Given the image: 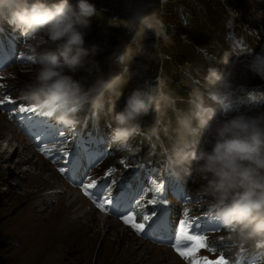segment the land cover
Here are the masks:
<instances>
[{"label": "clouds", "instance_id": "9594fccd", "mask_svg": "<svg viewBox=\"0 0 264 264\" xmlns=\"http://www.w3.org/2000/svg\"><path fill=\"white\" fill-rule=\"evenodd\" d=\"M155 7L156 0H120L108 10L124 18L126 32L101 29L89 40L92 0H0V24L21 37L22 54L37 65L21 99L69 129L85 108L97 117L107 113L114 122L109 142L130 154L138 150L130 141L151 117L148 132L170 138L166 166L200 177L198 191L227 230L226 239L264 245V107L234 102L238 76L264 81V46L249 50L238 70L239 55L224 52L219 62L225 70L209 67L202 85L187 83V107L179 108L166 80L147 75L153 37L168 40ZM108 49L105 74L97 57ZM129 77L136 83L121 100Z\"/></svg>", "mask_w": 264, "mask_h": 264}, {"label": "trees", "instance_id": "16d2710c", "mask_svg": "<svg viewBox=\"0 0 264 264\" xmlns=\"http://www.w3.org/2000/svg\"><path fill=\"white\" fill-rule=\"evenodd\" d=\"M92 2L96 4V13L90 18L89 40H95L101 29H108L113 34L121 35L126 32L124 18L108 10L120 0ZM155 11L163 23L168 40L153 37L155 47L148 50L144 60L149 65L147 75L166 80L168 88L180 98L177 101L179 108L187 107V83L198 80L202 85L209 67H216L221 72L225 70V65L219 62L224 52H230L233 57L242 56L236 66L238 70L246 62L245 57L249 50L259 52L264 46V0H156ZM127 38L132 40L131 36ZM17 40H21V43L18 44ZM111 43L112 45L117 43L115 35ZM22 46L21 37L6 24H0V47H3L4 52L13 54L14 59L23 55ZM132 46L136 48L135 43ZM110 51L111 49H108L97 57L105 74L109 71V65L104 61V57ZM132 67L134 65H130V69ZM33 77L34 74L17 73L9 85L0 86V98H8L9 107L29 106L24 100L14 102L12 99L23 95L26 85ZM135 83L134 78L127 79L121 88V100L123 94H126ZM236 83L239 85L234 89V102L243 95H249L248 93H259L261 97L258 104L264 107V81L251 76H238ZM36 112L41 113L39 109ZM169 115L171 116V113ZM46 118L51 125L56 123L51 117ZM150 121L151 117L144 118L143 130L130 141L138 149L135 154L119 149L109 142V133L114 127V122L107 113H101L97 117L85 108L66 136L70 145L81 143L85 146V151H89L87 147L89 146L95 153L101 154L97 164L92 167L90 177L95 180L94 188L111 205L115 206L122 195L131 194L138 185H146L150 179H156L159 184L171 181L179 183L183 191L180 198L187 205V215L202 220V216L209 210L205 197L200 193H192L199 190L202 183L200 177L188 168L173 172L166 166L170 138L163 134L159 137L152 136L148 132ZM80 139L82 140L78 141ZM90 139L96 140L91 142ZM96 168L99 171L103 170L98 177L92 174ZM106 173L108 175H105ZM190 189L193 191L190 192ZM150 195L151 193H147L145 197ZM149 209L150 207L146 205L147 213ZM159 209L161 211L162 208ZM213 234H215L211 236L213 238L207 240V246L213 251L228 247L230 251L221 254L231 259L234 264H264V245H240L229 242L226 239L227 230L223 225ZM9 243L10 239L0 226V264H10L5 257Z\"/></svg>", "mask_w": 264, "mask_h": 264}, {"label": "rangeland", "instance_id": "374dc122", "mask_svg": "<svg viewBox=\"0 0 264 264\" xmlns=\"http://www.w3.org/2000/svg\"><path fill=\"white\" fill-rule=\"evenodd\" d=\"M36 67L29 60L15 63L0 71V86L9 85L17 73L35 74ZM236 85L239 84L236 83L234 89ZM248 94L235 103L248 107L260 102L259 93ZM5 98H0L4 101L0 104V226L10 239L5 253L10 264H192L193 258L186 259L177 251L186 241L179 235V222L178 246L169 240L153 238L145 241L140 237V231L133 227L140 223L145 227L149 221H145L140 213H129L131 219L125 223L124 219L113 214L108 216L106 211L92 207L84 192L92 190L85 186L95 180L88 177L81 183H73L74 177L66 173L63 164L76 153L71 151L64 136L71 129H58L63 135L58 132L56 139L52 136L55 134L53 128L34 134L32 126L42 118L17 113L19 107L8 108V98ZM21 100V97L12 99L14 102ZM46 124H50L49 121ZM102 172L96 168L92 174L98 177ZM153 180L156 179H150L148 183L152 184ZM158 185L156 180L155 187ZM176 208V215L183 214V209ZM155 219L151 217L150 221ZM219 222L218 217L211 215L208 224L213 228ZM214 235L205 236V242ZM226 251L230 249L222 247L215 252L206 247L200 249L195 258L215 260Z\"/></svg>", "mask_w": 264, "mask_h": 264}, {"label": "snow or ice", "instance_id": "6c2138e0", "mask_svg": "<svg viewBox=\"0 0 264 264\" xmlns=\"http://www.w3.org/2000/svg\"><path fill=\"white\" fill-rule=\"evenodd\" d=\"M7 99V98H5ZM4 103L3 100H0V104ZM20 112H31V113H35L37 111L36 108L34 107H20L19 109ZM42 116L45 117H49L50 114L47 113H40ZM60 135H63V133H60ZM65 155H67V153H65ZM121 163H124L123 161H121ZM61 171H64L63 169H61ZM112 170L110 169L109 172H111ZM105 175H108V173H106ZM95 184V181H93L92 184L86 185V188H92ZM153 186L156 185V180L152 181ZM161 191V188L159 187H155V192L159 193ZM98 206H103V205H98ZM151 215H155V213H152ZM131 219L130 216H126L124 217L125 223H128L129 220ZM143 219L145 221H148L151 219V216L149 215H145L143 217ZM133 227L139 232L142 231L144 229V224L140 223V224H133ZM196 227L198 228L199 225H196ZM179 235L183 240L189 241L190 246L185 247V248H178L177 251L179 252V254L188 259V258H193L192 259V264H228V262L225 260V258L223 256H219L217 259L215 260H208L207 257L204 258H200V259H196V253L202 249V248H206L207 244L205 242L206 238L203 235H198V234H189V227L186 225V222L184 220H180L179 221ZM211 250V249H209Z\"/></svg>", "mask_w": 264, "mask_h": 264}, {"label": "bare ground", "instance_id": "6f19581e", "mask_svg": "<svg viewBox=\"0 0 264 264\" xmlns=\"http://www.w3.org/2000/svg\"><path fill=\"white\" fill-rule=\"evenodd\" d=\"M83 206H84V205H83ZM84 207H85V206H84ZM79 210H81V209H79ZM105 222H106V221H105ZM50 232H51V231H50ZM48 233H49V232L47 231V234H48ZM50 235H51V234H50ZM50 235H49V236H50ZM51 237H52V236H51ZM40 238H41V237H40ZM42 238H43V236H42ZM45 238H46V237H44L43 239L47 242L48 240H46ZM48 239H49V237H48ZM40 240H41V239H39V241H40ZM49 241H50V240H49ZM40 242H41V241H40ZM46 245H47V244H46ZM48 247H49V246H48ZM50 251H51V250H50Z\"/></svg>", "mask_w": 264, "mask_h": 264}]
</instances>
